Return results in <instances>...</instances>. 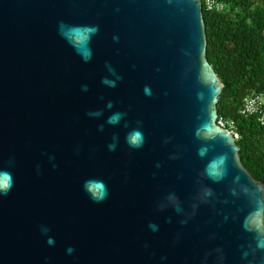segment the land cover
Instances as JSON below:
<instances>
[{
    "label": "water",
    "instance_id": "obj_1",
    "mask_svg": "<svg viewBox=\"0 0 264 264\" xmlns=\"http://www.w3.org/2000/svg\"><path fill=\"white\" fill-rule=\"evenodd\" d=\"M207 47L203 0H0V264H264Z\"/></svg>",
    "mask_w": 264,
    "mask_h": 264
},
{
    "label": "trees",
    "instance_id": "obj_2",
    "mask_svg": "<svg viewBox=\"0 0 264 264\" xmlns=\"http://www.w3.org/2000/svg\"><path fill=\"white\" fill-rule=\"evenodd\" d=\"M222 8L203 11L209 61L224 83L219 115L236 123L241 160L264 181V124L241 115L245 99L264 90V0H217Z\"/></svg>",
    "mask_w": 264,
    "mask_h": 264
},
{
    "label": "clouds",
    "instance_id": "obj_3",
    "mask_svg": "<svg viewBox=\"0 0 264 264\" xmlns=\"http://www.w3.org/2000/svg\"><path fill=\"white\" fill-rule=\"evenodd\" d=\"M105 83H108L110 86H115L114 82H110V81H105ZM86 90V89H85ZM145 93L150 95V89L145 88ZM109 107H111V105H109ZM122 118V114L119 113H115L112 116H110L108 118V123L109 124H117L119 123L120 119ZM129 143L130 146L132 147H141L143 144V136L142 133L139 131H135L133 133L130 134L129 137ZM116 144L112 143L109 145V150H115ZM92 185H95L96 188L98 189V191H93L92 190ZM12 185L11 183H9L8 187L5 189H0V194H4L6 195L8 193V191H10ZM85 190L89 193L90 197L93 199L94 202L96 203H100L102 202L104 199L107 198L108 195V190H107V186L103 183V181H99V180H90V181H86L85 182ZM150 228L155 231L156 230V225H150ZM41 231L46 235L48 232L47 228H42ZM47 243L49 245H54L55 241L52 237H48L47 239ZM258 247L260 248H264V242H260L258 243ZM73 251V249L71 247H69L67 249V252L69 254H71Z\"/></svg>",
    "mask_w": 264,
    "mask_h": 264
},
{
    "label": "built area",
    "instance_id": "obj_4",
    "mask_svg": "<svg viewBox=\"0 0 264 264\" xmlns=\"http://www.w3.org/2000/svg\"><path fill=\"white\" fill-rule=\"evenodd\" d=\"M207 9L213 10L215 8H222V5L218 3L217 0H205ZM241 115L250 117L254 116L264 124V90L260 92H253L244 101L243 106L240 110ZM218 124L229 130L236 139L239 138V133L237 131V126L235 121L227 119L219 115Z\"/></svg>",
    "mask_w": 264,
    "mask_h": 264
}]
</instances>
